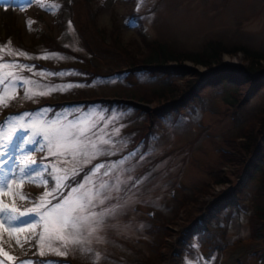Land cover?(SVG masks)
I'll return each mask as SVG.
<instances>
[{
	"label": "rangeland",
	"instance_id": "rangeland-1",
	"mask_svg": "<svg viewBox=\"0 0 264 264\" xmlns=\"http://www.w3.org/2000/svg\"><path fill=\"white\" fill-rule=\"evenodd\" d=\"M8 20L18 26L23 45H32L36 33L50 32L72 53L87 54L89 62L101 70L115 72L117 67H130L123 57L145 55L150 46L144 39L157 40L176 53H190L208 41L219 42L228 50L239 48L223 52L220 59L240 71L247 66L244 52L264 53V0H67L65 5L63 0H0V64L12 65L0 68V152L4 153L0 161H8L0 164V202L20 211L37 207L42 198L55 204L57 200L45 198L44 193H54L57 176L64 175L56 168L68 169V175L73 169L83 168L79 176L67 182L66 194L96 164L107 166L127 157L109 176L102 175L107 168L97 174L110 185L116 183L117 176L124 181L121 191H113V199L102 206L120 205L99 232L85 234L80 245H65L47 238L40 219L43 209L18 220L10 219L18 212L3 210L0 248L9 254L6 257H15L13 264H145L154 256L161 257L158 264H174L178 235L184 226L193 225L204 231L188 235L179 264L263 263L255 252L264 254V224L260 238H255L249 218L264 171V157L261 166L252 164L255 153L264 148L259 135L264 132V119L251 126L254 135L258 134L257 151L254 145L244 149L243 138L235 145L231 139L240 137L264 106V86L248 95L253 87L246 81L238 91L240 99L246 100L240 102L229 95L234 93L233 86L215 83L228 71L215 72L188 60L180 65L184 75L171 77L170 83L166 82L168 78L144 71L133 72L129 80L111 74L94 75L85 81V75H78L71 67L81 58L47 51L38 43L33 45V53L11 45L4 39L2 25ZM99 35L102 44L98 43ZM81 36L94 55L84 49ZM112 45L119 46L121 52L126 49V53L117 55L123 62L98 59L96 52L112 49ZM32 59L40 61H33L35 68L28 62ZM133 60L138 63L137 58ZM164 66L178 64L167 62ZM9 72L13 76L9 77ZM83 75L81 80H69ZM168 83L176 84L178 92L183 93L191 87V95L163 110L164 104L151 94ZM77 89L87 97L99 95V100L112 104L108 107L90 102L82 106L75 96ZM116 90L128 95L116 96ZM60 103L65 105L55 106ZM159 108L160 113L156 111ZM85 113H91L98 121L97 129L103 130L97 135L111 140L103 145L110 154L93 158L87 165L84 156L73 159L71 155H52L56 149L43 131L32 126L57 120L67 123ZM25 157L29 158L27 163ZM216 171L226 180L214 182ZM206 183V190L192 203L187 196ZM180 198L189 200L187 210L176 208ZM227 201L237 202L223 206ZM30 222L36 223L35 229L28 228ZM20 228L25 231H14ZM41 234L46 236L44 241L39 239ZM38 257L47 259L40 261ZM0 264L6 263L0 259Z\"/></svg>",
	"mask_w": 264,
	"mask_h": 264
},
{
	"label": "trees",
	"instance_id": "trees-1",
	"mask_svg": "<svg viewBox=\"0 0 264 264\" xmlns=\"http://www.w3.org/2000/svg\"><path fill=\"white\" fill-rule=\"evenodd\" d=\"M66 1L67 0H63L64 5L66 4ZM88 17H89V22H91L92 21V14L89 13ZM91 24H92V22H91ZM2 25H3V30H4V39H8L10 41L11 45H13L14 47L23 48L27 52L33 53L36 51L35 50L36 48L35 47L33 48V45L34 44L36 45L38 43L40 46L46 48L47 51L61 52V53H66V54L70 53L72 56H75L77 58H81L82 60H80V61L74 60L76 62H74V64L71 67L75 71H78L77 72L78 75H82L81 73H83L86 77L85 81L90 80V78L94 75L101 77V76H106V75L110 76L111 74L112 75L117 74L121 78L129 80L130 77L132 76L133 72L144 71L147 74H149L150 76H153L155 74H159L164 79L168 78L167 79L168 81L166 80V82H169L170 78L173 76L181 77L184 75L185 69H183L180 65H181V62L188 60L192 64H196V65L198 64V65L204 66V67L208 68L209 70H212L215 72L220 71L219 73H221L222 71H225V70L228 71L227 76L220 75L218 77V80L215 81V83H224L225 82V83H229L231 86H233L234 87V91H233L234 93L231 92V94H229V95L237 97L238 100H240V102H243L246 100L245 97L240 99V94L238 92L242 88L243 83H245L246 81H250V83L253 87L251 92L248 93V95H251V93H255L259 89V87L264 86V67H263L264 53L263 52H251V53L244 52L245 58L247 60V66H244L243 69L239 71V69H240L239 67L234 66L232 64H223L221 62V59H220V56L223 52H227V53L236 52V51H238L237 49H239V48H233V49L228 50V49H225L224 46L222 44H220L219 42L208 41L203 47H201L200 49H197L195 51H191L190 53H185V52L176 53V52H173L172 50L167 49V47L163 43H160L157 40H153L152 42H149V41H145L144 39H142V41L146 44V46H147V44L150 46V47H147V49H148L147 53L145 55H140L141 57H138L135 55H129V56L123 57L129 63L130 67H126L124 69L121 68L122 66L117 67L114 70L115 72H113L111 70L110 71L109 70H101L99 67H95L93 64H91L89 62L88 57H86L87 54L83 55L82 53H72L71 50H69L67 47L62 46L57 41L55 34H51L50 32H44V31H42L41 34L36 33L37 36L35 37V39L31 43L32 45L25 46L21 42L20 31H19L18 26H16L14 24V22H12V20L5 21L4 23H2ZM92 29L94 30L93 27H92ZM81 39H82V41L84 40L83 42H81L84 46V49L88 50V52H89V54H91V56L94 55V51L92 48H89V45L86 42V38L81 36ZM97 39H98V43L102 44L101 43L102 37L100 35L97 37ZM115 41H116V39H115ZM104 47H106V46L104 45ZM125 50L126 49H124V51L121 52V49L119 46L112 45V49H107V50L104 49L102 51L100 49L99 51L96 52V54H97L99 60H101V59L108 60V61L121 60V62H123L122 61L123 58H118L117 55L119 54V56H120V55L126 53ZM136 58L138 59L137 60L138 63H133L134 60L132 61V59H136ZM33 61H39V60H33V59L28 60V62L31 63L32 66L34 65ZM167 62H176L178 64V66L177 67H170V66L165 67L164 65ZM101 63H102V61H101ZM104 64H106V63H104ZM145 65H148V66H145ZM212 65L214 68H211ZM40 67H41V63H40ZM237 71H238V74L236 73ZM84 75L82 76V78L80 76H77L76 78L69 79V80H76V81L81 80L84 78ZM169 83H168V86L162 88L161 90L154 91L151 94L152 96L158 98L161 101V103L164 104L163 110L167 107L173 108V106L177 102L181 103L182 101L187 100L191 95V92H190L191 87L186 89L187 91H185V93H183V91L178 92V87H176V84H169ZM120 93L121 92L117 91L114 94H116V96H120V97H123V95H124V97H126V95H128V94L121 95ZM132 94H134V93L132 92L129 95L132 96ZM75 96H76V99L78 100V102L83 104L82 106H87L90 104V102L91 103L101 102V103L107 104L108 107H110L112 104L111 101L99 100V95H97L96 97H95V95H93L92 97L91 96L87 97L84 95V93L80 89L76 90ZM229 98H231V97H228V100H229ZM66 104H69V103H66ZM163 104L161 105V107L163 106ZM62 105H65V103H60V104L55 105V106L59 107ZM231 105H233V103H231ZM160 109H162V108L156 109V111L158 110L160 113ZM262 119H264V106L257 112L255 117H253L249 121L247 127L243 128V131L241 132L240 137H238L237 139L236 138L231 139L232 140L231 143H233L235 145L236 143H238V139L243 138L242 140L246 141V142H242L244 144L243 145L244 149L248 150L249 147L254 145V148L257 151V149L259 148L256 145L258 134L254 135L255 133L252 132L251 126L256 122V120H257V122H259ZM259 135H261V138L263 141L264 132L262 133V131H260ZM245 152H247V151H245ZM229 155H228V157H229ZM263 157H264V148L260 149L259 153H255V158L252 160L253 161L252 164L254 165V167L257 168L258 166H261L260 163L262 162ZM250 162H251V160H250ZM212 179L214 182H217V183L219 181L226 180L225 178L221 177L220 171H216L214 173V176ZM207 187H208V185L206 183L201 187V189H199L198 191L195 190L191 196L189 195L187 197H191V202L193 203L195 201V199L206 190ZM66 189H67V187L64 188V190L62 191L63 194L65 193ZM183 199L184 198L179 199V201H178L179 204H177L176 208L177 209H179V208L183 209L184 208V210H187L188 209L187 204L189 203V200L187 198L185 200H183ZM226 199H229V198L227 197ZM236 202L237 201H227L226 203L225 202L223 203V206L224 205L233 206L234 204H236ZM253 208H254L253 214H251V217L249 218L250 230H251V234L255 235L254 236L255 238H260L262 230H263V224H264V171L262 172V176L260 178L259 186L257 187V189L255 191ZM219 209H220V207L218 206L217 210H219ZM201 228L193 226V225L184 226V230L182 232H180L178 235V238L176 241V249L174 251V254L172 255L174 264H177V263L179 264V260L181 258V256L179 254L182 252V249H183L185 243H187L188 235H190L192 233L196 234V233L204 231L203 228L202 229ZM159 243H160V240H159ZM30 255H31V253L29 251H27L26 256L29 257ZM255 255H256V258L263 260L262 264H264V254L261 255V252L258 251V252H255ZM33 257L37 258V256H33ZM0 259H2L6 264H13L16 260L15 257L14 258H7L2 253H0ZM38 259L40 261H42V260H45L47 258L46 257H44V258L38 257ZM52 260L56 261L58 263L65 262L64 259H60V260L52 259ZM160 260H161V257H154L153 256L151 261L145 262V264H158L160 262Z\"/></svg>",
	"mask_w": 264,
	"mask_h": 264
},
{
	"label": "snow or ice",
	"instance_id": "snow-or-ice-1",
	"mask_svg": "<svg viewBox=\"0 0 264 264\" xmlns=\"http://www.w3.org/2000/svg\"><path fill=\"white\" fill-rule=\"evenodd\" d=\"M20 55H26V53H19ZM12 66L10 64H0V68ZM9 77L13 76L12 72L7 74ZM2 82V80H0ZM41 95L44 93H40ZM3 101V97H0V102ZM103 119V115L100 117ZM97 123L91 113H85L84 116H76L73 120L67 123L57 120L51 123L45 122L42 125H32L43 131L46 140L49 141L52 148L56 151L52 152V155L66 156L71 155L73 159L77 156L87 157L84 159V165L91 162V159L100 155L110 154L103 145L111 143V140L105 139L103 135H97V132H102V129H97ZM97 129L96 132L93 130ZM118 131V129L116 130ZM93 137H96L93 140ZM0 152V155H3ZM130 153L129 155H134ZM143 158V157H142ZM26 163L29 158H24ZM127 157L110 163L107 166L104 163H98L92 167L88 174L85 175L83 181H77L72 185L66 194H61L60 189L68 187V181L72 180L76 176H79L83 171V168L73 169L72 175H68V169L56 168L57 173L63 172L64 175H58L56 178V191L45 192L44 197H51L56 199L55 204L51 203V200L42 198L40 204L37 207L29 208L27 211H20L14 205L3 204L0 202V211L11 209L13 215L10 217L12 220H18L20 217L27 216L31 212H36L38 209H43V214L40 219L43 221V230L47 234L48 239L55 238L62 244L80 245L83 242L85 234L91 236L94 233L99 232L106 226L108 217L113 216L120 205H113L111 207H102L106 201L113 199L112 192L121 191V181L119 176L116 177L115 184H109L107 180L100 179L97 174L101 172V169L107 168L102 173L107 177L110 173H113L116 169L120 168ZM8 161H0V164L7 163ZM34 163L35 161H31ZM23 171V169H21ZM128 179H131L129 176ZM61 181L63 183H61ZM22 199L24 197H21ZM36 223H29L28 228L35 229ZM4 227V222L0 220V229ZM14 231L22 232L24 228L14 229ZM40 241H44L46 236L41 234L39 236ZM0 253L5 256L9 254L4 252L0 248ZM63 255V252H60ZM43 255V251H41ZM27 264V262H25Z\"/></svg>",
	"mask_w": 264,
	"mask_h": 264
},
{
	"label": "water",
	"instance_id": "water-1",
	"mask_svg": "<svg viewBox=\"0 0 264 264\" xmlns=\"http://www.w3.org/2000/svg\"><path fill=\"white\" fill-rule=\"evenodd\" d=\"M123 102L124 103H126V102L129 103L128 101H125V100H123ZM132 104L135 105V106L137 105L136 103H132Z\"/></svg>",
	"mask_w": 264,
	"mask_h": 264
}]
</instances>
